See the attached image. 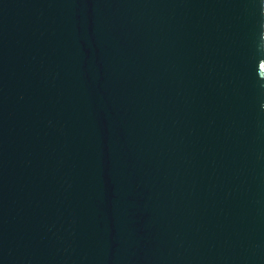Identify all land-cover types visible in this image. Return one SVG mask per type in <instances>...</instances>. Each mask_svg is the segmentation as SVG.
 Segmentation results:
<instances>
[{
    "label": "water",
    "instance_id": "obj_1",
    "mask_svg": "<svg viewBox=\"0 0 264 264\" xmlns=\"http://www.w3.org/2000/svg\"><path fill=\"white\" fill-rule=\"evenodd\" d=\"M0 264H264V0H0Z\"/></svg>",
    "mask_w": 264,
    "mask_h": 264
}]
</instances>
